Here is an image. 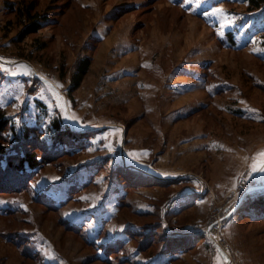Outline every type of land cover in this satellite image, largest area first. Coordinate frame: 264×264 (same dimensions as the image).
Returning <instances> with one entry per match:
<instances>
[{
	"label": "rangeland",
	"instance_id": "374dc122",
	"mask_svg": "<svg viewBox=\"0 0 264 264\" xmlns=\"http://www.w3.org/2000/svg\"><path fill=\"white\" fill-rule=\"evenodd\" d=\"M18 1L0 0L1 135L13 147L37 126L52 142L57 120L77 138L0 190V264H264L247 204L264 192V63L220 44L239 36L219 18L245 5L37 0L50 22L19 42L18 26L5 36Z\"/></svg>",
	"mask_w": 264,
	"mask_h": 264
},
{
	"label": "trees",
	"instance_id": "16d2710c",
	"mask_svg": "<svg viewBox=\"0 0 264 264\" xmlns=\"http://www.w3.org/2000/svg\"><path fill=\"white\" fill-rule=\"evenodd\" d=\"M225 2H232L234 0H224ZM247 3V10L252 11L259 9L264 14V0H242ZM9 6L13 8L15 14L13 19H8L5 26L9 28V31L5 36L11 32V28L19 27L18 35L14 40L22 42L32 34H36L47 22H50V16L47 13H43L39 9L37 0H20L18 2H10ZM11 29V30H10ZM230 40H233L232 32L228 31ZM35 41H39L37 38ZM45 42L39 43V48H44ZM220 44L224 45V42L220 40ZM91 64V58L89 56L83 57L76 66V72L73 75V85L70 87L72 93L82 82L84 76L88 72ZM9 118L6 116L4 110L0 109V190L11 191L16 186H4L10 179V175H19L20 179H17L21 183L25 178H28L29 174L41 168L48 161L55 159L59 152L58 143L62 146H67L66 139L76 140V135L73 137H66L67 133H72L71 130L64 131L60 125V122L54 120L52 126L56 129L57 134L52 138V142L44 138L42 132H39L37 126L25 127L19 136H16L18 145L10 147L7 140L1 135L3 130L8 127ZM36 130V131H35ZM47 146V147H46ZM39 150L42 153H39ZM26 174V175H25ZM11 180V179H10ZM7 184V183H6ZM21 185V184H20ZM249 206L253 204L255 210L260 211L264 215V192L257 194L253 199H250L247 203ZM186 235L176 237L178 245L173 244L169 240L167 249L177 248L182 246L183 240ZM181 240V241H179Z\"/></svg>",
	"mask_w": 264,
	"mask_h": 264
},
{
	"label": "crops",
	"instance_id": "0c3cea01",
	"mask_svg": "<svg viewBox=\"0 0 264 264\" xmlns=\"http://www.w3.org/2000/svg\"><path fill=\"white\" fill-rule=\"evenodd\" d=\"M217 2H225V1L220 0ZM232 2L235 4L239 3L241 6L245 5L246 8L243 11L238 9V10H235L234 12H228V13H226L225 17H223L222 19L219 18L221 21L223 20L222 23L223 22H229V24H233L235 34H236V36H239V37L232 36V37H234V39L231 41H233V43H235L234 45H232L231 42L229 41L228 35H226L227 37H221L220 39L225 43L224 44L225 47H223V46L222 47L226 48V49L228 47V49H232L235 51H240V50L249 51V53H251L252 55L257 57L261 62L264 63V14H263V11H261L259 9L252 10V11L247 10V3L243 2L242 0H234ZM227 3H229V2H227ZM185 9H186L187 14H190V12L187 11L188 9H190V8H188V5H186ZM212 9L215 10V7L213 6ZM240 13L252 14V15L249 18V20H246V19H242L241 17H237ZM255 14H257V15H255ZM202 21L204 24H206V26L208 28H210V26L206 22V21H208L207 19H202ZM241 21H244L243 25L245 28L240 23ZM223 24H225V23H223ZM248 25L252 26L251 27L252 31L254 30L253 33L247 34L246 31L245 32L243 31V28L247 29ZM242 33L244 35L241 36ZM201 35L203 36V34H201ZM232 35H233V33H232ZM256 39H258V41H255ZM255 44H257L256 49H255ZM255 52L257 55H255ZM183 72H187L186 69H184ZM196 77H198V76H196ZM220 84H222V85L220 86ZM217 87L222 89V90H226L228 85L226 86V82L225 83H219V84H217ZM39 103H41V102H39ZM239 104L242 105L243 107L244 106L246 107V105H249V107H246V108L249 109L250 111H252L255 108V105H253V103L250 102V104H249V102L247 100H244L242 97L239 99ZM241 110H243V112H239V113H237V115L241 118L244 117V118L248 119L249 117L246 116V114L244 113V109L241 108L240 111ZM250 115L252 116L251 113H250Z\"/></svg>",
	"mask_w": 264,
	"mask_h": 264
},
{
	"label": "built area",
	"instance_id": "2783aa9c",
	"mask_svg": "<svg viewBox=\"0 0 264 264\" xmlns=\"http://www.w3.org/2000/svg\"><path fill=\"white\" fill-rule=\"evenodd\" d=\"M218 214V213H217ZM219 215V214H218Z\"/></svg>",
	"mask_w": 264,
	"mask_h": 264
}]
</instances>
